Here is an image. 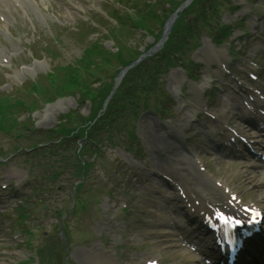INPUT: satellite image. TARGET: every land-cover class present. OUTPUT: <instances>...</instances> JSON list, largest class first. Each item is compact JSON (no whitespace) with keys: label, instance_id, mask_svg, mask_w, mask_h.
<instances>
[{"label":"rangeland","instance_id":"rangeland-1","mask_svg":"<svg viewBox=\"0 0 264 264\" xmlns=\"http://www.w3.org/2000/svg\"><path fill=\"white\" fill-rule=\"evenodd\" d=\"M11 1L17 3L8 20L0 18V51L10 56L4 59L0 53V264H93L86 254L92 257L100 244L114 248L124 264H135L151 250L168 264H178L174 247L167 251L165 242L154 244L159 238L152 223L163 226L159 217L148 215V210L158 211L152 208L157 206L155 199L172 192L154 176L147 177L155 167L149 144L154 125L161 135H180L179 126L191 121L197 103L205 101L219 111L229 96L231 103L241 104V92L229 75L224 80L220 74L209 43L228 51L234 58L233 72L242 78L248 58L260 62L257 83L264 88V0H209L216 6L206 9L205 21L184 13L182 27L170 35L179 49L166 48L167 55L148 52L160 36L155 20L143 23L145 32L133 25L132 33L120 28L119 19L128 21L127 13L139 15L155 0ZM182 1L169 4L175 7ZM158 2V8L163 5L170 12L169 4ZM138 17L131 21L134 25ZM226 23L234 25L233 36L226 43L213 42L224 34L221 26ZM94 41L102 51L114 52L113 61L105 63V55L85 53ZM188 42L192 43L185 49ZM119 50L130 62L138 60L139 53L148 54L126 71L121 94L111 95L102 112L121 69ZM83 56L89 64H101L75 73L85 65ZM30 66L34 69L25 71ZM174 85L182 92L175 93ZM201 85L204 97L197 99L195 88ZM229 108L233 113L235 105ZM157 111L162 119L154 115ZM196 116L194 134H189L194 138L186 140V147L194 145L212 173L232 179L248 192L246 198L261 202L263 187L256 184L260 169L245 166L244 160H213L218 155L209 153L212 148L197 131L209 119L200 112ZM144 121L153 123L149 133L142 128ZM237 124L253 131L242 120ZM232 161L241 165L232 166ZM248 170L257 180L251 186L243 179Z\"/></svg>","mask_w":264,"mask_h":264},{"label":"bare ground","instance_id":"bare-ground-1","mask_svg":"<svg viewBox=\"0 0 264 264\" xmlns=\"http://www.w3.org/2000/svg\"><path fill=\"white\" fill-rule=\"evenodd\" d=\"M0 1L3 4L6 3V0H0ZM0 11L4 13V8L0 7ZM222 54H223V52L219 51V50H217L216 52L213 51V53H212V55H216V56L220 55L219 59H221ZM31 69H34L33 66L26 68L25 71H30ZM175 80H173V81L178 82L177 84H179V83L181 84V82L179 80H177V81H175ZM202 88H203V85H201L199 89L195 88V93L197 95H200L201 93H203L204 88L203 89ZM200 105H202V104L200 103ZM248 112H252L251 109H249ZM254 116L255 115H252L250 118H252ZM190 117H194V114H191ZM183 120H185V118H183ZM154 124H155V122H154ZM219 125L220 124L216 123L215 127L218 128ZM152 126H153V123H147L146 121H144L142 128H144L146 133H149V131L147 129H152ZM191 126L192 125H190V127ZM215 127H214V129H215ZM220 128H223V127L220 126ZM159 132H160V130L157 129V125H154V129H153V133H152V137H151V139H153V141L151 143L149 142V144L152 145L153 150L156 149L155 152L162 151V152H164L163 154H166L167 157L163 158V159L166 162H168V163L170 162L172 165H174L173 169H176V166L178 165V169L176 172H179V173L177 176H174L173 179L175 180L176 185L178 187H180V189H183V191L187 197L186 199H183L181 201V204H177V206H175V212L180 213L181 220L184 217L187 218L188 221H189V219L192 220L191 224H192L193 228L200 230V232H202L205 236H208V234H209L208 231H206V228H204V226L201 223H199L198 220H194L193 218H190L187 216V214L190 213L189 212V205L190 204L188 202V199H191L190 195H196L199 199H202L203 201H208V202L222 201L224 198L229 197L228 191H227L228 190V184L226 183L227 181L222 180L221 183L218 184L217 181H215L216 178H214V181H213V179H210L207 177V179L209 180L208 186H206L204 184H197L196 181H198L199 176H202V175L204 176V174L209 175L208 173H204V172L200 171V167L204 165V161L202 159H200L198 155H197V157L195 155H192V154H191V157L185 156L181 152V149L179 146H174L170 141H168L169 137H171L172 139L176 138L178 135L177 133H174L171 136V134L161 135ZM233 138H236V137H234L233 134H231L230 138H228L229 142L224 140V141H222V143H227V145L229 146L228 143L234 142V141L236 142V140H233ZM158 156H160V155L157 154L155 156V158L159 159ZM165 166H167V165L166 164L163 165V164H161V162H156V167L158 168L157 170L163 171L165 169L164 168ZM162 173H164V172H162ZM200 183H202V182H200ZM193 198H196V197L194 196ZM201 206H204V205L201 204ZM190 210H194V209H190ZM195 215H196V213H195ZM158 228H161V227H158ZM167 246H168V248H171V245L169 246L167 244ZM183 249L187 250V251L189 250V252L192 253L188 244L184 245ZM201 249H203L204 254L209 256L213 252L214 246H212V244L205 245V246L202 245ZM213 254H215V253L213 252ZM89 255L90 254H88V256H87V254H86V259L92 260L93 264H113L116 261V258L114 257L113 253L109 252L104 246L97 248L96 254L95 253L91 254L92 257H89ZM212 259H216L218 262L220 261L221 264H224V261H225V259L223 257H221L220 259H219V257L212 258ZM157 261L160 263V258ZM189 262L191 263V261H189ZM137 264H148V263L146 261H138Z\"/></svg>","mask_w":264,"mask_h":264},{"label":"trees","instance_id":"trees-1","mask_svg":"<svg viewBox=\"0 0 264 264\" xmlns=\"http://www.w3.org/2000/svg\"><path fill=\"white\" fill-rule=\"evenodd\" d=\"M164 2H170V0H163ZM211 1V0H210ZM209 2V0H196L192 5H191V7H189V9H188V11L187 12H189L190 14H192V13H194V15L196 14V16H197V18H195V19H199V18H202V19H205L204 17H205V15H206V9H208V10H210V9H212V7H214V6H216L215 4H213V5H211V4H209L208 3ZM157 4H160V2H158V0H155V2H153L152 4H150L149 5V7H148V11H149V14H145V13H143V12H141V13H139V15H137V14H134V15H130V16H128V17H126L127 19H128V21H122L121 19H119L120 20V28H124V29H126L127 28V26H129V22L131 23V24H133L131 21L132 20H135V17H137V16H139L138 17V22H136V25H134L133 24V26L134 27H137V28H139V27H141V26H143V23H145L146 22V20L149 18L150 20L151 19H153L154 18V20L155 21H159V23H163L164 22V20H165V18H166V13H162V14H160V13H157L155 10V6H157ZM166 11V10H165ZM156 12V13H155ZM186 13V12H185ZM116 14V16H118L117 15V13H115ZM183 15H181V17H182ZM181 17H179V19H178V21L176 22V24H175V26H174V28H173V31H176V30H178V28H180V27H182V25H181V22H180V18ZM136 21V20H135ZM140 21V22H139ZM135 23V22H134ZM138 23V24H137ZM129 29H131V27L129 28ZM172 31V32H173ZM179 32V31H178ZM171 42H175L173 39H171L170 40ZM94 45H93V47L92 46H90L89 48H87L86 50H85V53H93V55H97L98 57H99V55H101V56H104L105 55V60H102V62H105V63H107V62H109V61H113V52L112 51H110V50H105V51H102L101 49H100V45L97 43V42H94L93 43ZM90 58H92V57H90ZM125 57H124V54H123V52L121 51V50H119L118 51V55H117V61H118V64L119 65H124V64H126L127 63V61H125V59H124ZM83 62H84V64L85 65H81L80 66V70H75L74 69V71H75V73L76 72H80L82 69H87V70H90V66L93 68H98V66L101 64V62L100 63H98V64H95V63H92L93 62V60H91V62H90V64L89 63H87L86 62V59L84 58V56H83ZM90 65V66H89ZM81 74V73H80Z\"/></svg>","mask_w":264,"mask_h":264},{"label":"snow or ice","instance_id":"snow-or-ice-1","mask_svg":"<svg viewBox=\"0 0 264 264\" xmlns=\"http://www.w3.org/2000/svg\"><path fill=\"white\" fill-rule=\"evenodd\" d=\"M218 216L219 219H221L222 221H226V220H230L232 221L233 223L235 224H240L241 223V220L240 219H237L235 217H225L223 213H217L216 214Z\"/></svg>","mask_w":264,"mask_h":264},{"label":"water","instance_id":"water-1","mask_svg":"<svg viewBox=\"0 0 264 264\" xmlns=\"http://www.w3.org/2000/svg\"><path fill=\"white\" fill-rule=\"evenodd\" d=\"M172 22H173V19L170 18L169 21H168V23H167L166 35H167V33H168V31H169L171 25H172ZM166 35H165V36H166Z\"/></svg>","mask_w":264,"mask_h":264}]
</instances>
